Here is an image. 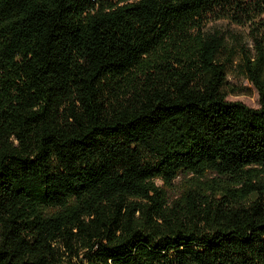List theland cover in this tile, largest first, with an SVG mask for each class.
<instances>
[{
  "label": "trees",
  "instance_id": "16d2710c",
  "mask_svg": "<svg viewBox=\"0 0 264 264\" xmlns=\"http://www.w3.org/2000/svg\"><path fill=\"white\" fill-rule=\"evenodd\" d=\"M0 264H264V0H0Z\"/></svg>",
  "mask_w": 264,
  "mask_h": 264
},
{
  "label": "rangeland",
  "instance_id": "374dc122",
  "mask_svg": "<svg viewBox=\"0 0 264 264\" xmlns=\"http://www.w3.org/2000/svg\"><path fill=\"white\" fill-rule=\"evenodd\" d=\"M207 31H218L225 37L226 53H233V61L228 70V85L225 88L227 100L240 101L251 108L259 107V94L256 87L251 84L240 66L245 55L255 53L254 42L248 26H240L226 20L209 23ZM176 183H179L177 179ZM161 185V182H159Z\"/></svg>",
  "mask_w": 264,
  "mask_h": 264
}]
</instances>
